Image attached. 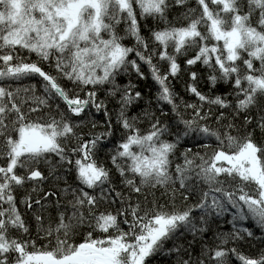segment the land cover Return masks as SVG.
I'll return each mask as SVG.
<instances>
[{"label":"snow or ice","instance_id":"6c2138e0","mask_svg":"<svg viewBox=\"0 0 264 264\" xmlns=\"http://www.w3.org/2000/svg\"><path fill=\"white\" fill-rule=\"evenodd\" d=\"M0 264H264V0H0Z\"/></svg>","mask_w":264,"mask_h":264}]
</instances>
